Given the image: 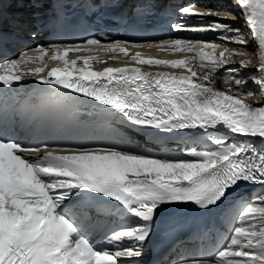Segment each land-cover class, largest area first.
<instances>
[{
  "label": "snow or ice",
  "instance_id": "1",
  "mask_svg": "<svg viewBox=\"0 0 264 264\" xmlns=\"http://www.w3.org/2000/svg\"><path fill=\"white\" fill-rule=\"evenodd\" d=\"M234 3L256 44L255 53L238 27L212 23L210 30L236 33L221 40L238 47L185 39L102 43L91 36L82 43L40 45L0 63V85L10 88L31 75L50 87L51 95L40 101L48 112L74 108L70 94H78L128 124L163 132L199 131L212 145L193 148L184 159L118 144L32 145L0 122V264H122V258L142 255L165 206L211 210L241 185H258L260 191L233 202L236 218L225 244L209 258L193 257L182 264H264V146L253 143L264 145V104L254 102L256 94L246 88L251 81L264 96V0ZM179 11L199 18H236L220 9L191 6ZM172 28L188 30L179 23ZM142 48L190 55L167 60L130 52ZM101 50L130 56V61L96 71L93 61L107 63L92 54ZM82 52L88 55L69 60L70 53ZM45 57L63 67L42 75L48 67ZM131 64L183 69L188 75L148 72ZM236 64L239 68L231 67ZM250 66L256 73L239 74ZM220 79L223 89L217 87ZM221 128L242 142L213 135ZM110 217L120 221L117 227L109 226ZM93 232L95 241L89 236ZM124 240L133 243L115 251L106 246Z\"/></svg>",
  "mask_w": 264,
  "mask_h": 264
},
{
  "label": "bare ground",
  "instance_id": "2",
  "mask_svg": "<svg viewBox=\"0 0 264 264\" xmlns=\"http://www.w3.org/2000/svg\"><path fill=\"white\" fill-rule=\"evenodd\" d=\"M215 1L216 0H182V4H184L186 7H191V6H195L199 9H212L215 10V7L218 6V4L215 5ZM210 5H214V8H208ZM208 6V7H207ZM240 10V9H239ZM235 14V13H234ZM236 18L233 19L231 17L229 18H222V17H216V16H204L203 18H199L197 16H185L184 21H185V25H186V29H188V31L192 30V36L194 38H197L199 40H213L215 42H217L218 44H227L229 47H238V45H236L233 41H230L228 39L225 40H221V36H227V37H233L236 35V33H224L222 31H214V30H210V24L212 23H226L229 24L230 26H232L233 28L238 27L240 29V33L239 35L241 36V38L246 39L248 41V44L246 45V47L251 50L253 53H255L256 50V44L253 41L251 34L249 33L248 30V26L244 21V18L242 16H240V11L238 14H235ZM237 15L240 17L238 18ZM197 25H201L200 27H196ZM204 25H207V29L201 30V27H203ZM206 51H210V49H206ZM190 55V54H188ZM101 61L106 60L103 57H100ZM171 59L169 60H176V59H182V57L177 56V57H170ZM254 65L256 62V55L254 54L252 57ZM156 59H162L161 56H159ZM165 59H168V57H165ZM102 62H98V65H101ZM104 65L102 66H98L96 69H101ZM82 67V66H81ZM231 67H236L239 68V65H232ZM221 71H224L223 69ZM164 72H169V73H173L176 75H188V73L183 70V69H173V68H165ZM248 73H256V67L255 66H250L247 69H241L240 70V75H247ZM217 87L220 89L224 88L223 85V81L222 79L217 81ZM246 88L248 90L253 91L256 95L253 98V101L256 102L258 101L260 104H264V96H260L259 95V90L257 85H255L254 83H252L251 81L248 82V84L246 85ZM230 135H224L223 137H225L226 139H228V141H233L235 139H233V136ZM229 137V138H228ZM259 141H254L253 143H257ZM260 191V187H257L255 190V193Z\"/></svg>",
  "mask_w": 264,
  "mask_h": 264
},
{
  "label": "rangeland",
  "instance_id": "3",
  "mask_svg": "<svg viewBox=\"0 0 264 264\" xmlns=\"http://www.w3.org/2000/svg\"><path fill=\"white\" fill-rule=\"evenodd\" d=\"M218 4V6L215 7V10H227L229 12L238 14L239 13V7L234 3V0H216L215 5ZM221 5H224V8L221 7ZM208 7V6H207ZM208 8H214V5H210ZM238 18H240L237 15ZM237 28V27H235Z\"/></svg>",
  "mask_w": 264,
  "mask_h": 264
}]
</instances>
